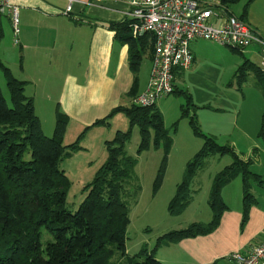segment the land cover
Segmentation results:
<instances>
[{
    "label": "trees",
    "instance_id": "obj_1",
    "mask_svg": "<svg viewBox=\"0 0 264 264\" xmlns=\"http://www.w3.org/2000/svg\"><path fill=\"white\" fill-rule=\"evenodd\" d=\"M239 1L222 0V3L230 7ZM252 1L246 0L238 18L244 20ZM129 23L127 19L110 22L108 28L114 31L115 39L128 46V64L133 74V85L128 94L133 96L142 56L147 49L152 54L154 38L151 33L133 36ZM251 69L264 97V75L258 67L244 61L235 76L240 82ZM0 72L10 96V104H7L0 88V264H111L116 250L121 255L126 253L130 206L140 193V185L134 178L137 159L126 153V141L131 128L138 126V151L147 149L151 143L154 147L162 146L163 157L154 180L155 191L162 181L171 147L162 113L155 104L117 106L93 123L107 125L111 115L123 112L130 128L125 132L116 131L112 139L104 142L107 157L92 180L83 187L85 198L77 210L71 212L65 208L70 182L60 168L62 158L68 155L66 149L77 148L76 142L63 145L67 115L57 109L53 134L45 136L34 111L33 99L24 92L26 81L15 77L1 57ZM174 93L185 98V104L180 105V116L188 118L192 133L201 137L203 143L185 165L182 181L168 203L169 214L178 215L189 203L191 179L204 166L207 157L228 154L231 162L211 177L208 195L211 217L208 222L194 221L161 234L151 251L145 246L140 249L136 256L144 254L142 262L138 263L132 257L128 264H164L153 254L157 248L211 233L227 209L221 189L236 177L242 182L240 226H244L249 208L255 202L250 184L252 181L263 183L260 176L250 170V160H243L233 147L219 144L215 137L202 132L193 113L198 106L192 102L191 94L176 85ZM257 136L264 142V111ZM43 230L51 236L45 242L42 241Z\"/></svg>",
    "mask_w": 264,
    "mask_h": 264
},
{
    "label": "crops",
    "instance_id": "obj_2",
    "mask_svg": "<svg viewBox=\"0 0 264 264\" xmlns=\"http://www.w3.org/2000/svg\"><path fill=\"white\" fill-rule=\"evenodd\" d=\"M9 2L18 8L19 42L15 44L13 41L11 44L8 41L7 45H3L0 40V57L6 62L1 50L4 48L5 52H14L18 47L20 75L16 77L26 81L24 92H30L27 96L33 99L35 114L36 100L40 97L44 101L41 106L47 104L52 107L53 102L54 108L68 117L63 142L70 125L78 131L87 127L92 129L96 120L106 117L117 106L131 105L132 97L145 89L151 67L150 50H145L142 56L136 93L130 96L128 92L133 85V74L128 64V46L115 39L114 31L108 28L110 22L126 19V0H100L96 3L78 0L72 3L67 13V0ZM228 8L237 17L242 11L241 8L238 14H234ZM6 17L10 22L8 14ZM244 21L264 34V0H253L249 4ZM200 40L195 39L190 43L193 55L190 67L174 71V85L180 89L184 85L189 88L187 77L181 78L183 84H178L176 77L181 74L180 71L189 75L197 68L204 47ZM219 46H215V49L222 56L235 55L236 58H230L228 64H219L221 76L215 97L207 93L198 100L190 93L192 102L198 106L193 113L202 132L215 137L219 144L233 147L243 160H250V170L259 175L263 183L252 181L250 184L255 202L250 206L247 221L242 227L241 178L236 177L223 186L221 196L227 209L222 213L217 227L207 235L184 238L157 248L153 254L164 264H233L229 259L231 252L247 253L252 246L264 240V142L257 136L264 111V97L252 69L247 70L240 82L235 76L237 68L244 61L259 68L260 59L254 47L240 51ZM224 75L228 76V81ZM168 96L159 98L155 104L163 116L167 110ZM117 113L123 112L114 113L109 120L119 119L122 123ZM48 127L50 133V122ZM102 127L99 128L103 129L99 144L103 151L104 142L113 138L115 130H111L112 122L106 128ZM189 139L190 144L185 152L192 154L198 149L199 142L196 138ZM221 140L224 143H220ZM229 163V160H224L223 167ZM210 217L211 213L206 212L204 219H192L191 222H208Z\"/></svg>",
    "mask_w": 264,
    "mask_h": 264
},
{
    "label": "rangeland",
    "instance_id": "obj_3",
    "mask_svg": "<svg viewBox=\"0 0 264 264\" xmlns=\"http://www.w3.org/2000/svg\"><path fill=\"white\" fill-rule=\"evenodd\" d=\"M245 2L246 0H240L236 4L230 5V9L234 14H238ZM6 14V12L0 13L2 25L0 27V40L3 45H7L6 42L8 41L13 44L12 25L8 21ZM200 42L204 44L202 49L203 53L198 60V66L195 71L189 75H187V72L182 74V71H180L181 74L177 75L178 78L176 77L177 83L183 84L181 78L186 75L189 88L185 87V85L182 86V88L189 93H193L198 100H201L207 93H212L215 97L217 82L221 76L219 75V64H228L231 62L230 58H236L234 57L235 55H229L228 57L222 56L220 52L215 49V46L217 48L221 46L215 44V42L203 39L200 40ZM15 50L14 52L11 50L5 52L3 48L1 54L6 61L4 63L8 64L7 66L10 68L13 75L19 77L18 47H16ZM224 76L225 80L228 81V76ZM221 79H223V76ZM0 88L7 104H10V96L2 72H0ZM29 93L30 92L26 90L25 94L29 95ZM167 101V110L163 116V121L165 129L171 137V147L166 157L162 181L155 191L154 180L163 157L162 146L159 145L158 147H154L151 143L147 149L138 151L140 142L138 126H133L131 128L128 140L126 141V153L137 159V163L134 167V178L137 179L140 185V193L137 201L130 206V223L126 229L127 251L125 255H121V253L116 250L115 254L110 259L111 264H128L129 258L132 257L136 262L140 263L144 259V254L139 256L136 255L143 246L146 247L147 251H151L155 246L157 237L161 234L173 229L183 228L193 221L192 219H204L206 212L211 213L208 205L211 177L217 172V169L223 168L224 160H229L231 162V156L228 154L223 155V157L219 155L207 157L204 166L198 169L191 179L190 189L192 195L189 203L178 215L169 214L167 209L168 203L174 196L177 185L182 181L185 165L199 150L203 143V139L192 133L188 118L180 116V105L185 104V98L182 95L172 93L167 97ZM43 102L44 101L40 97L37 98L36 115L42 122L43 134L47 137H51L55 125L54 113H56L57 108H54L55 105L53 102L52 107H49L47 104L41 106ZM42 107H44L45 112L42 111ZM117 114H119L117 118L120 117L122 123L119 119H112L111 121L108 119V123L112 122L111 130H115V132H125L129 130L130 126L126 115L124 113ZM49 122L51 127L50 133L48 132ZM101 126L106 128L107 125L97 124L92 127V129L84 128L79 131L70 125L69 129L66 131L63 145H69L74 142L77 143L76 149H66L68 155L63 157L60 162V168L64 171L70 182L66 193L65 208L71 212H75L79 204L85 198L86 192L83 190V187L92 180L95 172L107 157L105 144L102 147L103 151L99 144L100 138L103 135V129H99ZM189 138H196L199 142L198 149L194 150L195 152L192 154L191 152H185L187 145L190 144ZM220 143H224V141L221 140ZM220 158H222L221 161L217 163ZM177 173L179 176L176 177ZM50 238L51 236L43 230L42 241L45 242Z\"/></svg>",
    "mask_w": 264,
    "mask_h": 264
},
{
    "label": "built area",
    "instance_id": "obj_4",
    "mask_svg": "<svg viewBox=\"0 0 264 264\" xmlns=\"http://www.w3.org/2000/svg\"><path fill=\"white\" fill-rule=\"evenodd\" d=\"M67 0L65 13L73 2ZM100 0H90L91 3ZM125 18L133 36L151 33L154 38L151 67L145 89L132 97V104L148 107L173 93L174 71L187 69L193 61L190 43L204 39L244 51L256 48L259 69L264 75V34L233 15L222 0H126ZM9 15L12 36L18 44V8L9 0H0V13ZM233 264H264V240L247 253L229 254Z\"/></svg>",
    "mask_w": 264,
    "mask_h": 264
}]
</instances>
